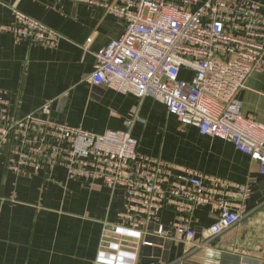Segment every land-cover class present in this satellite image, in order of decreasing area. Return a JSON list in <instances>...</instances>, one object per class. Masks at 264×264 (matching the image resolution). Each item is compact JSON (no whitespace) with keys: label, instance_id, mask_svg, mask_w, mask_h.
Returning <instances> with one entry per match:
<instances>
[{"label":"crops","instance_id":"0c3cea01","mask_svg":"<svg viewBox=\"0 0 264 264\" xmlns=\"http://www.w3.org/2000/svg\"><path fill=\"white\" fill-rule=\"evenodd\" d=\"M13 8L62 36L50 47L0 32V98L10 102L16 115L25 116L51 102L48 117L56 122L94 133L129 131L139 152L178 166L176 172L201 174L214 192L192 216L195 242L204 246L187 252L174 228L176 212L165 205L157 219L141 228L142 239L160 247L161 254L146 256L148 263L142 256L138 264H264V175L257 163L232 142L183 124L154 97L140 99L87 80L95 69V53L123 34L124 22L70 0H0V23H16ZM90 36L93 41L85 48ZM182 76L191 79L193 73L184 70ZM238 96L242 114L264 123V72L251 75ZM96 183L68 179L61 166L52 177L20 175L8 169L0 155V264H104V258L114 254L118 259L115 249L104 253L102 234L105 222L128 227L123 215L126 193H113L101 181ZM241 185L252 188L250 196H234ZM223 206L242 209L245 216L207 241L205 230ZM161 228L165 236L157 234Z\"/></svg>","mask_w":264,"mask_h":264},{"label":"built area","instance_id":"2783aa9c","mask_svg":"<svg viewBox=\"0 0 264 264\" xmlns=\"http://www.w3.org/2000/svg\"><path fill=\"white\" fill-rule=\"evenodd\" d=\"M64 1V0H59ZM102 9L120 19L125 30L95 53L96 64L87 80L140 99L151 96L185 125L203 135L219 136L249 155L264 175V123L242 114L238 93L248 78L264 72V4L257 0H70ZM14 25L0 23V32L16 40L56 47L61 34L13 8ZM93 41L87 39L85 48ZM192 71L191 79L182 76ZM51 102L18 116L0 98V155L8 169L26 176L52 177L58 166L67 178L101 181L114 193H126L127 226L105 222L102 243L118 251L104 264H138L142 227L157 219L166 206L176 212L174 228L187 252L205 245L195 242L191 226L196 206L213 199V190L196 172H176L178 166L137 150L129 131L94 133L48 117ZM249 185L235 197H248ZM242 209L223 206L218 219L205 230L211 241L238 224ZM139 233V235H137ZM165 236L163 228L157 231ZM132 238V239H131ZM136 238H140L137 239ZM130 251L131 253H128ZM247 257V255H244ZM246 260V259H245Z\"/></svg>","mask_w":264,"mask_h":264},{"label":"water","instance_id":"95a60500","mask_svg":"<svg viewBox=\"0 0 264 264\" xmlns=\"http://www.w3.org/2000/svg\"><path fill=\"white\" fill-rule=\"evenodd\" d=\"M160 252H161V248L160 247L146 244L145 246L142 247V250H141V256H143L142 257L143 263H148L149 262V259L146 256H149L152 253L154 255H156V256H160V254H161Z\"/></svg>","mask_w":264,"mask_h":264},{"label":"clouds","instance_id":"9594fccd","mask_svg":"<svg viewBox=\"0 0 264 264\" xmlns=\"http://www.w3.org/2000/svg\"><path fill=\"white\" fill-rule=\"evenodd\" d=\"M137 235H139V233H137Z\"/></svg>","mask_w":264,"mask_h":264}]
</instances>
